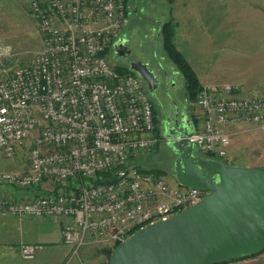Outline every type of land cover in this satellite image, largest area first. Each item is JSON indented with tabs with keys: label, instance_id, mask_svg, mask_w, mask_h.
Returning <instances> with one entry per match:
<instances>
[{
	"label": "built area",
	"instance_id": "built-area-1",
	"mask_svg": "<svg viewBox=\"0 0 264 264\" xmlns=\"http://www.w3.org/2000/svg\"><path fill=\"white\" fill-rule=\"evenodd\" d=\"M40 48L0 79V151L28 144V163L1 171L0 182L43 193L9 200L0 215L61 222L73 253L88 241L116 246L136 230L165 220L206 192L135 163L157 141L154 103L136 73L118 70L109 48L127 22L126 0H26ZM203 85L199 122L184 137L203 153L228 157V126L264 128V92ZM40 243H23L33 259Z\"/></svg>",
	"mask_w": 264,
	"mask_h": 264
},
{
	"label": "rangeland",
	"instance_id": "rangeland-1",
	"mask_svg": "<svg viewBox=\"0 0 264 264\" xmlns=\"http://www.w3.org/2000/svg\"><path fill=\"white\" fill-rule=\"evenodd\" d=\"M126 7L127 22L122 30L129 38L131 48L129 58L146 63L148 66L156 64L155 61L162 64L168 71L173 84L171 94L174 102L180 109L188 104L190 113L194 117L191 130L196 128L200 120V112L195 106V99L192 101L186 99L184 78L181 73L176 71L172 61L166 56L161 37L157 35L159 23L170 18V3L167 0H126ZM203 10L206 9L201 8L194 11L201 14L207 13ZM216 10L221 12H216ZM210 11L221 16L220 23L213 20L210 22L201 21L202 28L197 29L196 27L187 33L184 22L179 21V26L172 22L175 45L189 61L191 67L200 75L207 69L208 78L218 77L219 60L220 64L225 63L227 66L230 62H235L237 71L234 70L231 73L243 77L250 84L254 83V85L248 86L254 88L253 91H243L239 88L240 93L257 95L264 92V0H221L220 9L209 6L208 12ZM224 15L226 16L225 20H223ZM224 31L226 34L223 33ZM224 41L225 45H221ZM234 47L247 48L248 51L241 50L239 53H234L232 52ZM39 48L40 37L37 32V24L28 10L26 0H0V79L9 75L14 66L26 63ZM111 63L121 66L112 61ZM212 68L216 69L215 73H212ZM201 81H199L201 86L213 87L224 84V82L206 84ZM145 89L154 103V134L157 141L150 149L136 155L135 163L141 168L159 170L170 181H176L174 153L172 147H169L167 143V140L172 136L164 134L158 129L163 130L165 124L169 127L166 122L169 111L166 110V107L169 108L170 100L159 88L157 90L160 94L158 101L161 104H159L146 85ZM236 130L237 148L242 147L237 151L249 158H254V165H264V128L238 125ZM194 149L195 151L199 150ZM27 152L28 144H24L11 157L0 151V172L25 168L28 163ZM222 159L235 165L242 161L240 157ZM249 164L252 163L249 162ZM43 191L44 188L41 186L33 189H19L9 183L0 182V196L9 200L25 198L34 193H43ZM55 223L57 222L53 220L34 219L24 215H0V264H29L27 261H35L41 252L34 259L26 260L21 257L19 246L39 240L43 241L45 248L40 243L41 250L45 251L48 249L46 241L55 238H57V244L53 246L57 249V254L65 252L64 255H66L61 264H107L109 258L107 253L108 250L112 252L115 247L113 244L88 241L76 253H73L68 246L63 245ZM22 238L31 240H22Z\"/></svg>",
	"mask_w": 264,
	"mask_h": 264
},
{
	"label": "water",
	"instance_id": "water-1",
	"mask_svg": "<svg viewBox=\"0 0 264 264\" xmlns=\"http://www.w3.org/2000/svg\"><path fill=\"white\" fill-rule=\"evenodd\" d=\"M129 69L150 91L155 88L146 63L131 62ZM188 132L167 140L187 156L183 165L175 162V180L206 194L182 212L133 232L114 247L107 264H221L264 248V165H234L198 154L184 138Z\"/></svg>",
	"mask_w": 264,
	"mask_h": 264
},
{
	"label": "crops",
	"instance_id": "crops-1",
	"mask_svg": "<svg viewBox=\"0 0 264 264\" xmlns=\"http://www.w3.org/2000/svg\"><path fill=\"white\" fill-rule=\"evenodd\" d=\"M170 6H171V8H170L171 13H170L169 20L176 23L177 25H178L179 21L184 22L186 24L185 26H186L187 33L192 31L196 27H197V29L202 28L203 26L200 23L201 21L202 22H210L213 20L215 22H218V21H219V23L221 22V16L220 15L217 16V15L213 14L214 11L208 12L209 6H211L214 9H216V8L220 9L221 0H172L170 3ZM201 8H205L206 10H203V11H205L207 13L201 14L200 12L194 11L195 9L200 10ZM216 12H221V11L216 10ZM225 17L226 16L224 15L223 20H225ZM165 21L166 20H163L160 23H163ZM219 23H218V25H219ZM203 24H205V23H203ZM223 33L226 34V31H224ZM174 35H175V32H174ZM223 43L221 45H225V41ZM241 50L248 51L247 48L234 47L232 52H234V53L238 52L239 53V52H241ZM185 59H186V57H185ZM187 62L190 65L188 60H187ZM218 62H219V65L217 67L218 68V77H214V78H208L207 77V74H206V72H208L207 69H205L200 75L191 67V65H190V67L193 69L194 73L196 74L198 81L202 80L201 82H204L206 84H215V83L217 84V83H223L224 82V83L237 84L240 87V89L243 91H248V90L253 91L254 90V88L248 87V86L254 85V83L250 84V83H248L249 81H246L243 77H239L236 73H231L234 70L237 71V67L235 65V62H230L228 64L229 67L225 63L220 64V60ZM215 70H216L215 68H212V73H215L214 72ZM199 79H201V80H199ZM205 81H207V82H205ZM238 125L243 126V124H231L228 126V132L230 135V145L228 147V157L227 158L231 159V158H235V157H240V159H242V161H240V163H238L236 165L252 166V164L254 165V160H253L254 158H249L248 156L241 154L237 151V149L242 148V147L237 148V143H236V133H237L236 126H238ZM253 136H254V134H253ZM253 145H254V143H253ZM196 149H198V148H196ZM199 152H202V151L200 150ZM252 160H253V162H252ZM224 162H226L228 164H232L229 161L224 160ZM249 162L252 164H249ZM56 222H57V223H55L56 229H58V231L61 235V230H60L61 222L60 221H56ZM60 237H61L60 240L62 241V236H60ZM23 239L24 240H31L29 238H22V240ZM33 241H37L38 243H41L43 245V248H45L43 241H39V240H33ZM37 242H28V243H37ZM46 243L48 244V249L45 251H44V249L40 250L38 253H40V252L41 253L35 259V261L34 260L27 261L29 264H33V263L34 264H61V262L64 261V259L66 258L65 257L66 255H64L65 252H63L61 254H57L58 251L53 246L54 244H57V238L49 239V241H46ZM62 243H63V241H62ZM63 245L65 247H67V245L65 243H63ZM37 254H36V256H37ZM26 260H30V259H26ZM221 264H264V251L257 253L254 256L241 258L238 260H233V261L225 262V263H221Z\"/></svg>",
	"mask_w": 264,
	"mask_h": 264
},
{
	"label": "flooded vegetation",
	"instance_id": "flooded-vegetation-1",
	"mask_svg": "<svg viewBox=\"0 0 264 264\" xmlns=\"http://www.w3.org/2000/svg\"><path fill=\"white\" fill-rule=\"evenodd\" d=\"M162 23H159L157 35L160 37V25ZM131 52L130 44H129V38L123 30L119 33V35L115 38V40L112 42L110 48H109V55H110V60L118 65L124 66L129 68L131 62H135L136 60H131L129 58ZM156 64H152L151 66L149 65V69L152 71L155 81H156V86L155 88L149 92L151 95L154 96V99L161 104L158 100L160 99V94L157 92L159 88L162 89L163 94L170 100L169 108L166 107V110L169 111V114L166 116V122H168L169 127L167 124L163 125V130L161 128H158L161 132L163 131L164 134L167 135H176L184 132H188L191 130L194 124V117L190 113L191 110L188 108V104L184 105L182 109H180L177 105L176 102H174V98L172 97L171 94V88L173 86L172 82L170 81L169 78V73L164 69L162 64L159 62ZM176 69V68H175ZM177 72H179L176 69ZM180 73V72H179ZM146 85V83H145ZM146 88L147 85H146ZM188 99V98H186ZM169 147L173 148V145L168 143ZM177 152L173 150V157L175 162L178 161L177 164L183 165V162L187 159V156H183V148L182 146L178 147ZM196 153H202L199 151H196ZM201 155L205 157H209L206 154L202 153ZM214 159H218L220 161H223V159H219L217 157H210ZM198 165H201L199 161H197ZM176 167V166H175ZM174 167V170H175Z\"/></svg>",
	"mask_w": 264,
	"mask_h": 264
},
{
	"label": "trees",
	"instance_id": "trees-1",
	"mask_svg": "<svg viewBox=\"0 0 264 264\" xmlns=\"http://www.w3.org/2000/svg\"><path fill=\"white\" fill-rule=\"evenodd\" d=\"M167 1L171 3L172 0H167ZM160 37L162 40V45L166 53V56L172 61L174 67L182 74L184 78L187 98L190 99L191 101L194 100L196 98L198 90L201 88V84L199 83L193 69L190 67L187 60L185 59L183 53L176 47L173 41L174 31H173L171 20H167L160 25ZM117 67H118V70L120 71L130 72V73L135 74L134 71L130 70L127 67H123V66H117ZM204 154H206L209 157H215L214 155L210 153H204ZM154 170L159 173H162L159 170H156V169ZM262 251H264V248L258 253ZM110 252L111 251L108 250V253H107L108 256ZM254 255H250V256H254ZM250 256H246V257H250Z\"/></svg>",
	"mask_w": 264,
	"mask_h": 264
}]
</instances>
